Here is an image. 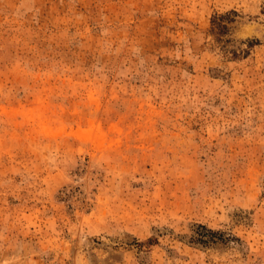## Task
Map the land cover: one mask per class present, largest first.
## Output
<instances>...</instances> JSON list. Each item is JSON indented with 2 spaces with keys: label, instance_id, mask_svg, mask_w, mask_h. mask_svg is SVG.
I'll return each instance as SVG.
<instances>
[{
  "label": "rangeland",
  "instance_id": "obj_1",
  "mask_svg": "<svg viewBox=\"0 0 264 264\" xmlns=\"http://www.w3.org/2000/svg\"><path fill=\"white\" fill-rule=\"evenodd\" d=\"M0 264H264V0H0Z\"/></svg>",
  "mask_w": 264,
  "mask_h": 264
},
{
  "label": "trees",
  "instance_id": "obj_2",
  "mask_svg": "<svg viewBox=\"0 0 264 264\" xmlns=\"http://www.w3.org/2000/svg\"><path fill=\"white\" fill-rule=\"evenodd\" d=\"M234 12L232 13H226V14H216L213 16L212 21H211V25H212V29L211 32L214 33L217 36H221L222 34H225L228 30H229V24L231 22H233V18H231V15H233ZM203 232H200L198 235L201 236V240H195L196 242H200V243H205L203 242L202 238L205 236H210L213 237L215 234L210 231V230H206V228L201 227Z\"/></svg>",
  "mask_w": 264,
  "mask_h": 264
}]
</instances>
